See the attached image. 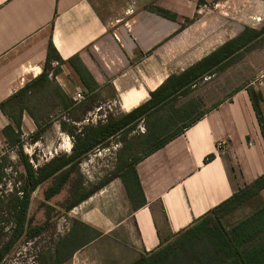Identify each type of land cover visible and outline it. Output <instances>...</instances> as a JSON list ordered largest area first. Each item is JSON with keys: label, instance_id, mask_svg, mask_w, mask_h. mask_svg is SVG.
<instances>
[{"label": "crops", "instance_id": "crops-1", "mask_svg": "<svg viewBox=\"0 0 264 264\" xmlns=\"http://www.w3.org/2000/svg\"><path fill=\"white\" fill-rule=\"evenodd\" d=\"M203 1L0 0V105L7 102L8 111L0 109V159L12 163V154L18 156L19 150L12 143L20 140L25 147L29 135L40 141L54 122L63 135L60 149L65 147L70 155L73 142L61 122L69 124L65 116L79 106L104 95L129 112L146 103L169 76L181 74L245 28H264V0ZM51 45L57 54L49 64L52 85L38 81ZM70 60L89 73L91 90ZM53 71L59 84L52 79ZM30 84L27 96H17ZM258 84L264 98V72ZM40 86L55 88L59 103L51 105L54 111L46 112L44 106L52 97L32 93ZM77 93L83 100L74 99ZM96 109L88 108L83 119H72L71 124L87 126L81 124L89 122ZM203 113L136 163L143 206L132 208L118 177L77 206V221L98 236L65 264H132L264 175V139L247 89L236 90ZM8 127L13 130L9 134ZM41 127L46 128L36 138ZM221 142L226 143L222 148ZM209 156L214 157L205 162ZM263 206L264 189L222 222L232 227Z\"/></svg>", "mask_w": 264, "mask_h": 264}, {"label": "trees", "instance_id": "trees-1", "mask_svg": "<svg viewBox=\"0 0 264 264\" xmlns=\"http://www.w3.org/2000/svg\"><path fill=\"white\" fill-rule=\"evenodd\" d=\"M199 2L202 4L204 1L199 0ZM158 13L172 20L176 18L175 15L165 10H158ZM263 34L264 28L258 31L245 28L239 36L226 42L181 74L169 76L162 85L150 93V99L146 103L118 119H109L106 123L98 122L97 125L83 126L81 129L62 121L61 130L68 134L73 142L70 155L54 157L43 166L35 168L30 162L29 156L25 154L21 141L16 140L12 143L19 149L17 154L25 177L21 187L16 188L15 193L10 195L9 199L6 195H2L0 189V211L2 214L3 212L9 213L13 217L12 233L5 243L6 245L0 249V263L22 236L27 239L38 236L39 231L32 227L31 220L28 218V210L32 194L40 185L50 179L53 180L52 185L44 193L45 198L50 199L59 194L63 187L69 183L71 176L76 174V179L70 189L72 201L66 211L77 207L92 194L84 189L82 176L79 172V165L89 152L103 147L106 141L120 132L134 130L136 124L142 120L146 122L147 127L145 139L151 142V147L144 156L166 145L204 115L202 112L187 122L186 119L194 112L196 103L190 102L177 106L179 99L187 96L200 79L227 67L236 56H239ZM56 55V51L51 45L46 70L38 81L52 85L49 80V64ZM57 59L60 61L59 58ZM70 63L84 84L91 90L93 83L86 69L75 60H70ZM32 85L26 86L17 96H27ZM247 92L264 139V98L260 92L258 93L254 89H247ZM6 104L7 102L1 104L0 109L8 114ZM22 110L21 108L20 111L22 112ZM30 114L34 115L32 112ZM180 120H184L181 125H179ZM16 124L19 128L20 121L17 119ZM45 128H40L36 138ZM12 131L11 127L7 128L8 134ZM167 131L171 133L161 138ZM213 157H207L205 162L212 160ZM141 158L123 166L115 174L121 179L133 209L145 204V197L135 168ZM10 166L9 161L0 159V186L5 184L7 169ZM262 189H264V175L239 189L232 197L179 233L173 241L160 249L142 254L132 264H264V206L232 227L227 228L222 222L227 214ZM78 222L82 229L73 231L68 237L60 240L56 246L55 255L48 258V264L67 263L76 251L98 236V233L91 227L81 221Z\"/></svg>", "mask_w": 264, "mask_h": 264}, {"label": "rangeland", "instance_id": "rangeland-1", "mask_svg": "<svg viewBox=\"0 0 264 264\" xmlns=\"http://www.w3.org/2000/svg\"><path fill=\"white\" fill-rule=\"evenodd\" d=\"M211 1L215 2L217 0ZM54 72L56 71H53L52 75ZM263 72L264 34L252 42L239 56H236L227 67L214 71L212 74L200 79L191 88L187 96L179 99L177 106L190 102L196 103L194 112L186 119L188 122L193 117L214 106L221 99L230 97L233 92L240 88L254 89L259 93L258 79H260ZM52 77L55 83L59 84L54 75ZM69 79L74 82L71 76ZM33 91L32 93L40 92V94L44 92L41 98L43 96L52 97L53 99L49 100L50 104L48 102L44 106L46 112L48 110L54 111L51 105L59 103L55 88L40 86L37 91L35 90L36 92ZM88 108H97L92 119L89 122L84 119L85 121L82 124H78L96 125L98 122L106 123L109 119H118L132 111L126 112L121 104L114 101L112 97L95 96L83 107L79 106L76 112L73 111L70 115L65 116L70 120L69 125L80 129L82 126L71 124V120L77 119L80 121L83 119ZM183 121L180 120L179 125ZM48 127L49 130L40 141L35 142L31 135L25 139L24 152L29 156V160L35 168L43 166L54 157L66 156L65 147L61 150L59 146V140L63 138L59 123L54 122L51 127L50 125ZM169 133L171 132L167 131L161 138L166 137ZM146 134V122L142 120L136 124L134 130L120 132L106 141L103 147L89 152L79 165L84 189L92 194L95 193L115 178V174L120 168L144 156L151 147V142L145 139ZM12 156V163H10V168L7 169V176L4 181L5 184L0 186L2 195H6L8 199L11 197L10 195L15 193L16 188L21 187L25 177L19 156H16V154H12ZM75 179L76 174H73L62 191L50 199H46L44 193L52 185L53 180H48L36 189L30 201L28 218L31 220L32 227L37 229L39 234L32 239L22 236L10 248L0 264H48V258L55 255L56 246L60 240L68 237L73 231L82 229L81 225L78 224L80 222L77 221L81 207L66 211L67 206L72 201L70 189ZM104 182L106 183L103 185ZM4 192L6 194H3ZM12 222V215L4 212L2 214L0 211V249L3 245H6L5 243H7L12 233Z\"/></svg>", "mask_w": 264, "mask_h": 264}, {"label": "built area", "instance_id": "built-area-1", "mask_svg": "<svg viewBox=\"0 0 264 264\" xmlns=\"http://www.w3.org/2000/svg\"><path fill=\"white\" fill-rule=\"evenodd\" d=\"M83 98H84V96H83V94L82 93H77L76 95H75V100L76 101H81V100H83ZM226 143L225 142H221V143H219V147L220 148H222L224 145H225Z\"/></svg>", "mask_w": 264, "mask_h": 264}]
</instances>
